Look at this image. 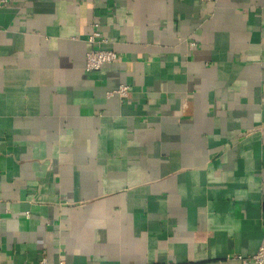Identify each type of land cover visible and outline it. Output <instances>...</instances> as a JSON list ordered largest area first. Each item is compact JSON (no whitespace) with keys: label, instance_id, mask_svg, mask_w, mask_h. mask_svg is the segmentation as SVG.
<instances>
[{"label":"crops","instance_id":"0c3cea01","mask_svg":"<svg viewBox=\"0 0 264 264\" xmlns=\"http://www.w3.org/2000/svg\"><path fill=\"white\" fill-rule=\"evenodd\" d=\"M0 264H239L264 238V0H7ZM96 48L121 57L86 71ZM195 44V46H193ZM131 88L128 100L113 93ZM252 264V263H251Z\"/></svg>","mask_w":264,"mask_h":264},{"label":"built area","instance_id":"2783aa9c","mask_svg":"<svg viewBox=\"0 0 264 264\" xmlns=\"http://www.w3.org/2000/svg\"><path fill=\"white\" fill-rule=\"evenodd\" d=\"M200 1L203 3L214 4L219 0ZM8 4L7 0H0V7H6ZM87 41L93 47L86 56V71L88 73L100 71L105 65L117 64L121 62L122 59L117 53L96 48L97 45L104 43L102 35L98 31L93 30L87 38ZM193 46H195V44H193ZM113 94L117 95L121 101H125L128 100L131 95V88L129 86L122 85ZM233 260L239 264H264V238L258 252L255 255L247 258L241 255H235ZM39 264H49L48 257L46 255L42 256ZM60 264L63 263L61 262Z\"/></svg>","mask_w":264,"mask_h":264}]
</instances>
